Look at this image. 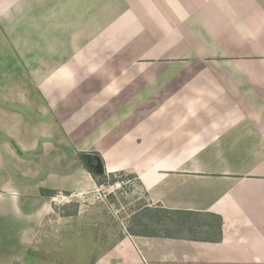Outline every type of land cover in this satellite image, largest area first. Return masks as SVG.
Masks as SVG:
<instances>
[{
    "label": "crops",
    "instance_id": "crops-1",
    "mask_svg": "<svg viewBox=\"0 0 264 264\" xmlns=\"http://www.w3.org/2000/svg\"><path fill=\"white\" fill-rule=\"evenodd\" d=\"M79 152L215 220L200 237L222 219L220 241L126 235L143 264H264V0H0V264L95 187Z\"/></svg>",
    "mask_w": 264,
    "mask_h": 264
},
{
    "label": "rangeland",
    "instance_id": "rangeland-1",
    "mask_svg": "<svg viewBox=\"0 0 264 264\" xmlns=\"http://www.w3.org/2000/svg\"><path fill=\"white\" fill-rule=\"evenodd\" d=\"M47 156L50 157L48 153ZM49 161L54 163L51 157ZM94 179L96 185L91 189L59 194L50 213L37 222L39 227L33 234L18 232V239L25 243V253L14 252L5 264H143L135 249L122 242L130 231L147 234L158 229L164 234L192 238L209 236L206 229H213L207 223L215 220L207 215L188 214L172 219L159 214L155 206L140 210L150 200L131 173L106 170ZM159 217L165 221L159 223ZM23 223L18 221V225ZM142 241L147 248L159 247L150 238ZM169 251L159 255L153 251L155 259L158 256L161 264H184L187 260L184 253Z\"/></svg>",
    "mask_w": 264,
    "mask_h": 264
},
{
    "label": "trees",
    "instance_id": "trees-1",
    "mask_svg": "<svg viewBox=\"0 0 264 264\" xmlns=\"http://www.w3.org/2000/svg\"><path fill=\"white\" fill-rule=\"evenodd\" d=\"M79 156L81 158V160L83 161V164L85 166V168L93 175V177H97V176H100L102 174L105 173L106 169L104 167V160L102 158V156L98 153H86V152H79ZM90 159H97V161L101 162L102 165H103V169L104 171L101 172V173H98L95 169V166L91 165L90 163ZM147 193V192H146ZM41 194L43 196H48V197H54L56 196L57 192L55 190H50V189H41ZM151 203L149 204H146V205H143L140 207V210H150V208H153L151 205ZM154 208H157L158 209V212L160 214L161 213H164L166 216L164 217H170V218H176V216H182V215H188V214H191L192 212H187V211H183V210H173V209H167V208H164L162 206H157V207H154ZM164 217H159V219H157V221L159 223H162L165 221ZM222 219L221 218H218V223L216 225V233L217 235L216 236H213V237H200V236H197V237H192V239H196V240H213V241H220L221 238H222ZM130 234H133V235H141V236H157V237H161V236H165V237H181V238H185V237H182V236H176L175 234H172L171 232H167V233H162V231L156 229L154 232L152 233H136V232H132L130 231Z\"/></svg>",
    "mask_w": 264,
    "mask_h": 264
},
{
    "label": "water",
    "instance_id": "water-1",
    "mask_svg": "<svg viewBox=\"0 0 264 264\" xmlns=\"http://www.w3.org/2000/svg\"><path fill=\"white\" fill-rule=\"evenodd\" d=\"M104 167H103V165H102V163L99 161L98 163H97V165L95 166V169H96V171L98 172V173H101V172H103L104 171V169H103Z\"/></svg>",
    "mask_w": 264,
    "mask_h": 264
},
{
    "label": "flooded vegetation",
    "instance_id": "flooded-vegetation-1",
    "mask_svg": "<svg viewBox=\"0 0 264 264\" xmlns=\"http://www.w3.org/2000/svg\"><path fill=\"white\" fill-rule=\"evenodd\" d=\"M89 161H90L91 165H93V166L97 165V163H98L97 159L96 160L90 159ZM104 167H105V165H104Z\"/></svg>",
    "mask_w": 264,
    "mask_h": 264
}]
</instances>
